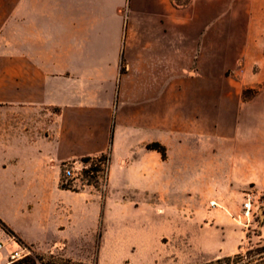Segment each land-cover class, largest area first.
Segmentation results:
<instances>
[{"label":"crops","instance_id":"1","mask_svg":"<svg viewBox=\"0 0 264 264\" xmlns=\"http://www.w3.org/2000/svg\"><path fill=\"white\" fill-rule=\"evenodd\" d=\"M225 15L223 0H0V224L47 252L103 222L122 253L160 232L163 206L189 216L195 196L253 185ZM103 157L104 193L62 188L65 167Z\"/></svg>","mask_w":264,"mask_h":264},{"label":"rangeland","instance_id":"2","mask_svg":"<svg viewBox=\"0 0 264 264\" xmlns=\"http://www.w3.org/2000/svg\"><path fill=\"white\" fill-rule=\"evenodd\" d=\"M223 1L227 50L243 45L238 62L227 71L225 85L240 92L239 101L249 102L252 107L244 112L251 114L252 120L242 118L239 129L242 135L252 134L258 140L251 176L253 185L240 188L228 184L224 190L215 192V199L200 200L195 196L189 216L177 213L182 209L177 201L173 207L163 206L161 209L166 211L160 215V232L147 239L145 247L136 244L139 239H130L132 247L122 253L112 252L113 238L100 242L97 235L93 239L74 240L71 247L58 245L50 251L38 252L2 226L6 234L29 248L28 257L40 256L43 264H67L68 259L82 264H203L264 244V0ZM228 163L235 168L240 159L234 157ZM101 169L98 174L84 172L76 187L62 185L75 190L83 185H95L104 193L107 163ZM13 225L18 227L17 222ZM103 230L100 226L97 234Z\"/></svg>","mask_w":264,"mask_h":264},{"label":"built area","instance_id":"3","mask_svg":"<svg viewBox=\"0 0 264 264\" xmlns=\"http://www.w3.org/2000/svg\"><path fill=\"white\" fill-rule=\"evenodd\" d=\"M107 163L103 158H93L89 162L76 161L70 167L64 168V183L66 185H73V182L78 181L80 184V177L84 172L97 174L102 171ZM248 207V204H245ZM0 232L4 233L2 225L0 224ZM30 255L29 248L20 244L13 237H8L6 242H0V264H11L15 261L22 260Z\"/></svg>","mask_w":264,"mask_h":264},{"label":"trees","instance_id":"4","mask_svg":"<svg viewBox=\"0 0 264 264\" xmlns=\"http://www.w3.org/2000/svg\"><path fill=\"white\" fill-rule=\"evenodd\" d=\"M149 150H154L163 156V158L166 157V149L160 144L154 143L150 144L147 147ZM103 160H108L107 157H103ZM85 162H89L90 158L84 159ZM63 189H69L62 185ZM3 228L6 230L7 233L15 235L9 228H7L6 225L2 224ZM103 227V222H101V225ZM102 232L98 233V238L101 242ZM22 243V242H21ZM42 261V258L40 256H35L34 258L28 257L24 258L19 261H15L11 264H43L40 263ZM67 264H82V263H75L72 260H65ZM54 264V263H52ZM203 264H264V244L258 245L257 248L247 250L245 253H238L235 256L231 257H222L217 258L214 261L203 263Z\"/></svg>","mask_w":264,"mask_h":264},{"label":"bare ground","instance_id":"5","mask_svg":"<svg viewBox=\"0 0 264 264\" xmlns=\"http://www.w3.org/2000/svg\"><path fill=\"white\" fill-rule=\"evenodd\" d=\"M212 205H214V203H212ZM248 207H249V205H248Z\"/></svg>","mask_w":264,"mask_h":264}]
</instances>
